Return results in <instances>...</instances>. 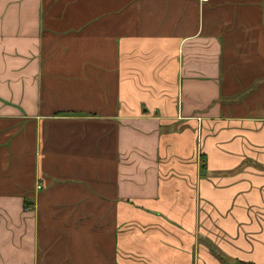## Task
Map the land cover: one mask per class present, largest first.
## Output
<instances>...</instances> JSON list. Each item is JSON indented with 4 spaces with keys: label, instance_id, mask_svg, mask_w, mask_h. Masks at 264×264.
Returning <instances> with one entry per match:
<instances>
[{
    "label": "crops",
    "instance_id": "0c3cea01",
    "mask_svg": "<svg viewBox=\"0 0 264 264\" xmlns=\"http://www.w3.org/2000/svg\"><path fill=\"white\" fill-rule=\"evenodd\" d=\"M0 264H264V0H0Z\"/></svg>",
    "mask_w": 264,
    "mask_h": 264
},
{
    "label": "built area",
    "instance_id": "2783aa9c",
    "mask_svg": "<svg viewBox=\"0 0 264 264\" xmlns=\"http://www.w3.org/2000/svg\"><path fill=\"white\" fill-rule=\"evenodd\" d=\"M204 1V0H203ZM38 189V188H37Z\"/></svg>",
    "mask_w": 264,
    "mask_h": 264
}]
</instances>
